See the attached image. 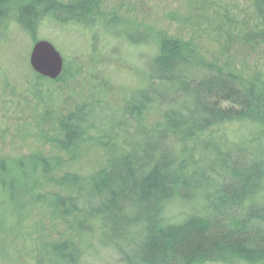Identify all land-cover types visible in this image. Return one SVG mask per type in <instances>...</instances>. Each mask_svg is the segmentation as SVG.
I'll return each instance as SVG.
<instances>
[{
	"label": "trees",
	"instance_id": "16d2710c",
	"mask_svg": "<svg viewBox=\"0 0 264 264\" xmlns=\"http://www.w3.org/2000/svg\"><path fill=\"white\" fill-rule=\"evenodd\" d=\"M246 1L241 9L231 0L245 13L230 44L261 46L264 0ZM96 7L97 0H0L6 83L9 77L49 84L79 73L65 61L56 81L33 72L29 55L43 23L88 37L92 55L101 26L121 29L126 45L135 35L149 49L139 55L140 77L125 106L96 98L60 123L61 150L76 155L92 144L102 159L97 169L56 178L58 159H0V188L6 194L7 186L13 188L12 199L0 200V207L22 203L14 215H0L6 220L1 236L13 238L0 245V264H99L107 258L116 264H264V80L211 65L191 43L134 31ZM14 28L29 35L26 51L18 50ZM221 30L216 25L219 36ZM147 112L161 121L146 125ZM51 184L59 191L50 192ZM62 226L68 237L57 233Z\"/></svg>",
	"mask_w": 264,
	"mask_h": 264
},
{
	"label": "rangeland",
	"instance_id": "374dc122",
	"mask_svg": "<svg viewBox=\"0 0 264 264\" xmlns=\"http://www.w3.org/2000/svg\"><path fill=\"white\" fill-rule=\"evenodd\" d=\"M237 5L241 9L248 6L246 0H238ZM241 9L233 6L231 0H97L96 7L102 17L115 16L134 31H152L191 43L211 65L228 68L246 79L259 76L264 80V44H230L237 34V23L242 21L245 13ZM46 24L36 28L37 39L50 42L67 65L76 64L79 73L75 77L66 73L62 81L55 83L34 81L26 84L9 77L6 83L4 81L7 79L0 72V159L42 155L62 162L55 173L56 178L67 172L90 173L101 164L100 153L92 144L83 146L76 155L61 150L58 146L61 139L60 123L78 104L96 98L114 108L125 106L129 91L137 85L135 83H138L140 77L139 55L149 49L143 47L140 44L141 38L135 35L130 37L131 44L126 45L118 36L122 33L121 29L107 30L101 26L95 29L97 43L92 55L88 52V37L81 34L78 38L73 33L63 32L54 25ZM216 25L222 27L221 36L215 31ZM229 34L232 41L228 40ZM12 36L16 37L18 50L26 51L31 45L29 35L21 30L16 31L14 28ZM123 54L130 55L133 59L128 58V62ZM9 72L14 77L18 73L12 67ZM112 117V113L107 111L106 118ZM160 121V116L155 112H147L143 118L148 126H154ZM14 182L16 181L13 180ZM7 188L11 190L8 194L0 188L2 201L12 199L10 194L13 188ZM47 189L52 193L59 191L58 186L53 184ZM20 204L22 203L0 207V215H14ZM37 217L42 219L44 215ZM42 220L47 227H51L47 219ZM0 224H6L3 217ZM63 232L69 236L66 227H58L57 233ZM10 240H13L12 236L0 234V245H7ZM98 261L99 264H116L115 260L109 258Z\"/></svg>",
	"mask_w": 264,
	"mask_h": 264
},
{
	"label": "water",
	"instance_id": "95a60500",
	"mask_svg": "<svg viewBox=\"0 0 264 264\" xmlns=\"http://www.w3.org/2000/svg\"><path fill=\"white\" fill-rule=\"evenodd\" d=\"M29 65L34 73L50 81L58 80L64 72V58L47 41H37L29 55Z\"/></svg>",
	"mask_w": 264,
	"mask_h": 264
}]
</instances>
